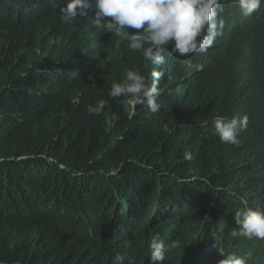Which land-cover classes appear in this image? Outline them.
Here are the masks:
<instances>
[{"label": "trees", "instance_id": "obj_1", "mask_svg": "<svg viewBox=\"0 0 264 264\" xmlns=\"http://www.w3.org/2000/svg\"><path fill=\"white\" fill-rule=\"evenodd\" d=\"M67 3L0 0V264H151L157 235L180 242L162 264H264V239L232 235L236 211L264 210V5L223 0L213 46L169 44L157 66L92 10L65 22ZM127 70L163 72L158 112L108 95ZM245 114L221 142L215 117Z\"/></svg>", "mask_w": 264, "mask_h": 264}, {"label": "clouds", "instance_id": "obj_2", "mask_svg": "<svg viewBox=\"0 0 264 264\" xmlns=\"http://www.w3.org/2000/svg\"><path fill=\"white\" fill-rule=\"evenodd\" d=\"M235 3L239 14L246 18L259 10L264 0H235ZM89 10L94 12L97 27L102 25L106 32L126 37L130 50L141 51L146 62L157 66L165 63L162 53L169 44L173 45L172 51L181 56L205 53L223 34L224 20L220 15L224 12L223 0H68L61 12L67 22L88 15ZM189 67L201 70L202 66L190 64ZM150 75L149 85L148 77L139 70H127L120 82L112 84L108 95L123 97L124 103L133 108L146 104L153 113L158 112V85L163 72L153 70ZM107 103L100 100L89 105V114H102ZM213 122L214 132L221 142L238 144V136L247 129L249 117L245 114L227 119L218 115ZM185 159H192L191 154L185 153ZM234 218L239 233L234 231L232 235L264 239V210H253L245 204L235 212ZM179 246L178 240L166 244L155 236L149 246L151 264H162L168 252ZM125 259L126 254L118 253L113 264H124ZM249 259L248 254H228L219 264H248Z\"/></svg>", "mask_w": 264, "mask_h": 264}, {"label": "rangeland", "instance_id": "obj_3", "mask_svg": "<svg viewBox=\"0 0 264 264\" xmlns=\"http://www.w3.org/2000/svg\"><path fill=\"white\" fill-rule=\"evenodd\" d=\"M88 34H90V32ZM122 38H124V37H120V39H122Z\"/></svg>", "mask_w": 264, "mask_h": 264}]
</instances>
